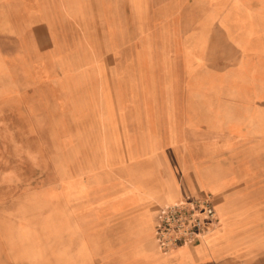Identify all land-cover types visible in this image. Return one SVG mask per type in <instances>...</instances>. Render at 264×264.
<instances>
[{"label":"crops","instance_id":"crops-1","mask_svg":"<svg viewBox=\"0 0 264 264\" xmlns=\"http://www.w3.org/2000/svg\"><path fill=\"white\" fill-rule=\"evenodd\" d=\"M189 1L178 37L183 88L145 93L137 82L130 95L134 130L121 119L125 153L118 157L135 166L125 169L119 194L94 214L120 245L106 248L101 264H228L240 256L264 264V0ZM128 2L142 12L144 0H0V10L18 35L15 54L42 60L48 56L39 48L38 32L57 39L97 26L110 37L119 25L125 48ZM136 37L143 50L142 29ZM99 74L95 90L68 104L78 112L100 111L105 123L99 116L106 118L117 102L124 110L128 95L120 91L114 99L104 72ZM57 75L45 70L39 76L68 96L74 78ZM111 156L107 143L98 159L108 165ZM79 189L86 191L81 184ZM189 192L213 195L221 227L196 245L166 253L154 236L159 209Z\"/></svg>","mask_w":264,"mask_h":264},{"label":"rangeland","instance_id":"rangeland-1","mask_svg":"<svg viewBox=\"0 0 264 264\" xmlns=\"http://www.w3.org/2000/svg\"><path fill=\"white\" fill-rule=\"evenodd\" d=\"M190 7L189 0H144L136 13L128 2L125 48L119 45V25L110 37L97 26L57 39L38 32L39 48L48 56L42 60L15 54L18 35L0 10V264H101L106 248H119L118 238L104 234L94 214L102 201L119 194L125 169L135 166L118 157L125 153L121 119L134 130L137 113L130 95L135 83L145 93L183 88L178 37ZM141 29L143 50L136 37ZM45 70L74 78L68 96L52 79L41 80ZM99 72L114 99L121 92L128 95L124 110L117 102L106 118L99 116L105 123L99 121L100 111L78 112L68 104L95 90ZM107 143L108 165L98 159ZM227 263L251 264V256Z\"/></svg>","mask_w":264,"mask_h":264},{"label":"built area","instance_id":"built-area-1","mask_svg":"<svg viewBox=\"0 0 264 264\" xmlns=\"http://www.w3.org/2000/svg\"><path fill=\"white\" fill-rule=\"evenodd\" d=\"M220 222L211 193H186L163 204L156 217L154 236L159 248L168 252L196 245Z\"/></svg>","mask_w":264,"mask_h":264},{"label":"bare ground","instance_id":"bare-ground-1","mask_svg":"<svg viewBox=\"0 0 264 264\" xmlns=\"http://www.w3.org/2000/svg\"><path fill=\"white\" fill-rule=\"evenodd\" d=\"M174 201V200H173ZM215 229V228H214ZM214 229H212V231L214 230ZM212 231H210V232H212Z\"/></svg>","mask_w":264,"mask_h":264}]
</instances>
